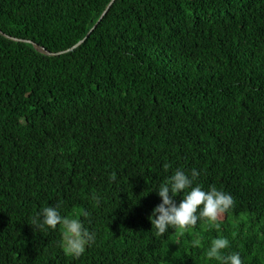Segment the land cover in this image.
Instances as JSON below:
<instances>
[{
    "label": "trees",
    "instance_id": "obj_1",
    "mask_svg": "<svg viewBox=\"0 0 264 264\" xmlns=\"http://www.w3.org/2000/svg\"><path fill=\"white\" fill-rule=\"evenodd\" d=\"M109 2L0 0V264H218L221 237L264 264V0H115L41 51ZM177 169L234 205L158 236ZM46 206L95 232L82 256Z\"/></svg>",
    "mask_w": 264,
    "mask_h": 264
},
{
    "label": "clouds",
    "instance_id": "obj_2",
    "mask_svg": "<svg viewBox=\"0 0 264 264\" xmlns=\"http://www.w3.org/2000/svg\"><path fill=\"white\" fill-rule=\"evenodd\" d=\"M198 175L195 169L191 175L177 169L158 189H154L161 202L152 210L149 219L158 236H164L169 229L178 230L182 235L195 228L201 220L215 224L234 205V198L225 191L216 187L205 191L199 185L193 186ZM112 179L115 180L116 177L113 176ZM181 194L183 198L177 203L176 197ZM93 200L97 205L100 203L99 197L94 196ZM83 215L87 216V213ZM31 225L42 231L56 230L58 225H62L61 246L65 254L72 258L82 256L96 239L95 232L86 227L82 219L62 215L59 206L43 207L32 218ZM198 243L199 241H194V244ZM229 246L230 241L225 237L214 239L207 258L218 264H242L239 253L224 254Z\"/></svg>",
    "mask_w": 264,
    "mask_h": 264
},
{
    "label": "water",
    "instance_id": "obj_3",
    "mask_svg": "<svg viewBox=\"0 0 264 264\" xmlns=\"http://www.w3.org/2000/svg\"><path fill=\"white\" fill-rule=\"evenodd\" d=\"M115 0H110V2L108 3V5L106 6V8L104 9V11L101 13L100 17L98 18V20L96 21V23L92 26V28L88 31V33L85 35V37L81 40H79L76 44H74L72 47H70L69 49L67 50H63V51H59V52H56V53H51L49 51H46L45 49H41V51L45 52L46 54L48 55H59V54H62L64 52H67V51H71L72 49H74L75 47L79 46L89 35L90 33L96 28V26L98 25V23L102 20V18L106 15L108 9L110 8V6L112 5V3L114 2ZM12 38L13 40H16V41H27V42H30L28 40H22V39H18V38H14V37H10Z\"/></svg>",
    "mask_w": 264,
    "mask_h": 264
},
{
    "label": "rangeland",
    "instance_id": "obj_4",
    "mask_svg": "<svg viewBox=\"0 0 264 264\" xmlns=\"http://www.w3.org/2000/svg\"><path fill=\"white\" fill-rule=\"evenodd\" d=\"M74 214H76L75 211H73L72 213H70L68 217H69V218H72V217L74 216ZM76 217H77V216H76ZM60 230H61V232L63 233V226H62V225L60 226Z\"/></svg>",
    "mask_w": 264,
    "mask_h": 264
}]
</instances>
